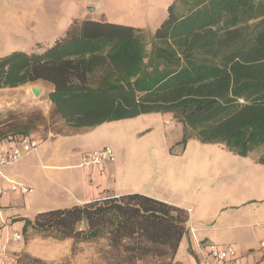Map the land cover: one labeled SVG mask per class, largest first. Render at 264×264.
<instances>
[{
	"label": "trees",
	"instance_id": "trees-1",
	"mask_svg": "<svg viewBox=\"0 0 264 264\" xmlns=\"http://www.w3.org/2000/svg\"><path fill=\"white\" fill-rule=\"evenodd\" d=\"M178 4L180 10H176ZM44 81L54 113L90 128L171 113L191 138L264 164V0H173L149 48L139 28L84 18L40 51L0 56V88ZM33 235L104 241L95 264H172L185 209L131 192L23 219ZM19 264H37L25 252Z\"/></svg>",
	"mask_w": 264,
	"mask_h": 264
},
{
	"label": "rangeland",
	"instance_id": "rangeland-1",
	"mask_svg": "<svg viewBox=\"0 0 264 264\" xmlns=\"http://www.w3.org/2000/svg\"><path fill=\"white\" fill-rule=\"evenodd\" d=\"M16 1L19 10L14 14L21 25L18 27L13 19L6 20L7 24L0 29V41L6 44V41L10 40L11 43L24 48L33 46L30 52H38L45 48L63 30L77 24L87 15L139 28L148 49L152 35L166 17L170 5L169 0H93L94 5L92 0H39L40 4L33 9L28 6L31 7L34 0ZM180 9L181 6L178 4L176 10ZM32 87L41 89L38 96L33 95ZM50 88L48 83L40 80L15 88H0V139L24 135L42 143L38 146L37 154L32 152L28 156L35 164V176L44 179L47 183L44 186L41 184L36 189V204H46L50 200L55 201L58 197L69 195L67 189L65 190L58 183L55 185L49 182V179L44 177L45 173L51 172L50 170L37 166L39 156L46 161L51 153L62 156L67 150V146L59 145L55 152L47 141L55 135L67 132L65 123L54 113L47 98ZM112 125L111 127L114 128L111 129L110 134L117 137L115 140H110L112 146L110 148L115 154L118 169L115 178L116 187L122 190L130 189L159 200L165 199V202L193 206L194 215L197 217L193 225L206 230L213 229L218 237H210L209 240L219 246L234 242L240 244L243 238L249 239L250 242L257 240L256 235L252 236L256 228L251 225L223 227L228 224L261 221L264 218V216L260 217L261 213H259L258 219H243L240 214L247 207L243 204L241 206L243 208L238 207V210L233 212L238 217L231 221L221 220V213H224V208L229 204L254 200L252 198L258 196L248 187L234 186L238 180H241L239 174L242 169L230 160L233 154L227 148L223 145L203 144L196 138L189 139L186 145L182 146L180 144L182 124L171 113L140 114L130 120L113 122ZM73 143L77 145L80 141ZM88 145L93 146V144ZM260 150H253L250 156ZM217 160L219 161L216 162ZM62 173L76 179L79 178L80 169ZM224 184L230 188L237 187L236 193L222 200L225 202L220 205L218 202H205L208 189H220ZM49 185L56 186L58 192L52 191ZM72 188L69 187V190ZM250 203L248 207H252L254 211L258 210L259 206H264V197H258ZM29 240H34V244L31 246V252L25 253L38 259L37 264L101 262L99 252L104 245L102 240L79 243L74 253L71 251L72 239L62 241L33 235L27 239L26 244ZM182 247H179L172 264H195L196 261L191 258L190 248Z\"/></svg>",
	"mask_w": 264,
	"mask_h": 264
},
{
	"label": "crops",
	"instance_id": "crops-1",
	"mask_svg": "<svg viewBox=\"0 0 264 264\" xmlns=\"http://www.w3.org/2000/svg\"><path fill=\"white\" fill-rule=\"evenodd\" d=\"M169 1L171 4L173 0H169ZM37 4H40V1L34 0L31 7L28 6V8L35 9ZM17 5L18 2L16 0H6V1L0 0V29L7 24V21L11 19H13V21H16L15 24L18 25V27H20L21 24L14 14L15 11L19 10L16 7ZM92 5H94V1L92 2ZM94 10L97 9L94 8ZM3 11L6 12L3 13ZM84 18L106 21V20L98 19L94 17V15L84 16L81 20H83ZM107 22H112V21H107ZM113 23L123 24L121 22H113ZM65 30H63V32ZM63 32H61V34ZM1 41H0V56H4L12 51H24L29 53L33 47L32 46L31 48H28L26 46L24 48V47H20L17 44L11 43L10 40H7L6 44H3V42ZM51 88L49 90H51ZM130 119L132 118H129L128 120ZM123 120H127V119H123ZM113 122L116 121L105 122L98 126L90 127V128H70L66 126L67 132L60 133L59 135H55L54 138L47 140L50 142V145L54 151L59 145L67 146V150L65 154H63L62 156L61 155L59 156L57 153H53V154L51 153L47 157V159H45L46 161H44L42 156H39L38 158L39 164H37V166L40 165L44 170L47 169L51 171L50 173H45L44 177L46 179H49V182L55 185H57L58 183L59 186H62L65 190L67 189L66 191L69 193V195L58 197L57 199H55V201L50 200V202H47L46 204L35 203L36 189L39 188L38 186H41V184L44 186V184L47 183L45 182L44 179H40L38 176H35L34 173L35 164L31 161V159H29L28 156L30 154L24 156L17 163L6 166L1 169V175H0L1 180L2 179L13 180L16 183H19L31 189L27 193H21L19 190H17L14 192H8L4 195H0V243L4 244L6 250L10 254H17L21 251L31 252V246L34 244V240H29L27 244L23 240L21 241L12 240V234L14 232L20 233V231L22 230L24 224L23 219L32 220L34 216L41 211H46L54 208L71 207L73 205H83L92 200L104 199L108 196L117 197L125 193L134 192L133 190L130 189L122 190L116 187L115 178L118 169L116 166L115 154H114V159L112 161L106 162L100 166L87 167V166H82L80 164V158L83 154L94 150H98L104 146H108L112 148L110 140L111 139L115 140L117 138L116 136L114 137L113 135L110 134L111 129L114 128L111 127L113 126L112 125ZM119 131L123 132L124 130H119ZM14 136H8V137H14ZM8 137L0 139V145L1 144H5L7 146L14 145L15 144L13 143L14 141ZM37 141L39 145L42 144L41 142H39V140ZM77 141H80V143L77 145H73L74 144L73 142H77ZM88 144H93V146H90ZM259 154L260 152L250 156L249 153L245 157H241L233 154L232 159L227 157L232 162H234V164H237L242 169V172L239 174V178L241 180H238L237 183L234 184V186L248 187L250 188V190H252L253 193H256L258 196H255L256 198H252L254 200H246L244 202L240 201L238 203L229 204L227 207L224 208V213H221V220L223 222L231 221L235 217H238V215L233 212L237 211L238 207H241L243 204L247 206L246 209L242 210L240 214L243 219H258L259 213H261L260 217L264 216V206H259L258 207L259 209L255 211L251 209L252 207H248L250 206L251 201L257 200L258 197H264V164H259L256 162V158ZM218 161L219 160H217L216 162ZM244 161H246V163H244ZM72 169H80L79 178L74 179L68 177L66 174L63 175L62 172ZM226 174L228 175L227 172ZM221 180L225 181L222 178ZM69 187H73L72 190H69ZM50 188L52 191L58 192V188L56 186H51ZM236 188L235 187L230 188L228 187V185L224 184V187L220 189H208V193H207L208 195L205 202H210V203L218 202L220 205L225 202L222 200L236 193ZM163 200L165 202V199ZM166 203L183 208L187 211L188 213V220L186 222L187 234L181 240L180 246L181 247L183 246L182 248L189 247L190 251H192L191 258L193 259V261L194 260L196 261L194 262L195 264H199V261H202L203 253L206 250L204 249L203 246L208 245L209 243H213L209 239H211L210 237H218L217 234H214L215 231H213V229L208 230L207 228L206 230L205 228H197L193 225L196 223L197 220V217L194 215L193 206H185V204H180L176 202H174L175 203L174 204L171 201H166ZM230 207H235L236 209L235 208L233 210L228 209ZM218 215H220V213H218ZM233 225H251L253 228H256L254 233H252V236L256 235L257 237V240L255 242H250L249 239L247 240L246 238H243L240 244L236 242H234L233 244L232 243L228 244V245H232L233 248L235 249L238 264H264V248H261L260 246V242L264 240V218L261 221L255 220L249 223L228 224L223 227H229ZM207 258H209V256H207Z\"/></svg>",
	"mask_w": 264,
	"mask_h": 264
},
{
	"label": "built area",
	"instance_id": "built-area-1",
	"mask_svg": "<svg viewBox=\"0 0 264 264\" xmlns=\"http://www.w3.org/2000/svg\"><path fill=\"white\" fill-rule=\"evenodd\" d=\"M8 138L12 139L15 144L11 146L5 144L0 145V175L2 168L15 164L24 156L36 152L39 146L38 141L29 136L21 135ZM113 159L114 153L112 149L104 146L98 150L83 154L80 158V164L87 167L100 166ZM17 190L21 193H27L31 189L13 180L0 179V195ZM12 240L21 241L23 239L20 233L14 232L12 234ZM260 246L264 248V240L260 242ZM203 247L206 249L204 252L205 255L203 253L202 261H199V264H238L236 252L232 245L219 246L218 244L209 243ZM17 255L18 253L10 254L4 244L0 243V264H19Z\"/></svg>",
	"mask_w": 264,
	"mask_h": 264
},
{
	"label": "water",
	"instance_id": "water-1",
	"mask_svg": "<svg viewBox=\"0 0 264 264\" xmlns=\"http://www.w3.org/2000/svg\"><path fill=\"white\" fill-rule=\"evenodd\" d=\"M89 8L92 9V7H89ZM31 91H32L34 96H38L39 93L41 92V89L39 87H32Z\"/></svg>",
	"mask_w": 264,
	"mask_h": 264
}]
</instances>
